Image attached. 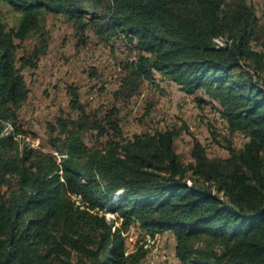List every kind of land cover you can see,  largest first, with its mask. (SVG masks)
<instances>
[{
    "label": "trees",
    "instance_id": "trees-1",
    "mask_svg": "<svg viewBox=\"0 0 264 264\" xmlns=\"http://www.w3.org/2000/svg\"><path fill=\"white\" fill-rule=\"evenodd\" d=\"M0 1L20 15L15 30L0 21V264H146L148 242L165 232L179 264H264V52L255 47L264 26L252 5ZM46 13L63 15L81 36L92 30L132 46L137 59L120 81L123 96L160 74L186 95L203 91L246 142L228 141L226 158L209 157L193 137L184 164L175 140L186 127L126 138L117 107L89 113L70 89L76 118L49 126L57 155L32 149L18 137L16 113L28 98L20 70L35 65L21 58L18 68L15 57ZM88 131L106 141L89 147ZM132 226L142 235L129 251Z\"/></svg>",
    "mask_w": 264,
    "mask_h": 264
},
{
    "label": "rangeland",
    "instance_id": "rangeland-1",
    "mask_svg": "<svg viewBox=\"0 0 264 264\" xmlns=\"http://www.w3.org/2000/svg\"><path fill=\"white\" fill-rule=\"evenodd\" d=\"M246 1L254 7L264 26V0ZM19 19V14L0 1V21L7 29L15 30ZM258 37L260 42H256L255 47L264 52V31ZM105 39L92 30L81 36L73 22L63 15L46 13L38 29L23 42H17V67L23 64L21 58L30 59L35 65L20 70L28 98L16 113L17 126L22 131L19 139L36 151L57 155L51 145L49 126L59 117L76 118V111L70 108L69 91L72 89L77 91L81 104L89 113L100 115L117 107L119 126L126 138L156 129L186 127L175 140L176 153L184 164L191 162L193 137L202 143L209 157L226 158L228 141L237 148L244 145V135L228 131L220 107L203 91L186 95L166 77L154 73L153 79L143 82L132 96H123L119 90L120 81L126 77L127 67L136 61L137 54L122 37ZM199 97L205 103H200ZM84 141L91 147L103 145L106 140L88 131ZM109 214L107 216L111 217ZM141 233L137 226L126 231L129 251L133 250ZM148 245L152 249L146 264H179L174 255L172 233L165 232Z\"/></svg>",
    "mask_w": 264,
    "mask_h": 264
}]
</instances>
